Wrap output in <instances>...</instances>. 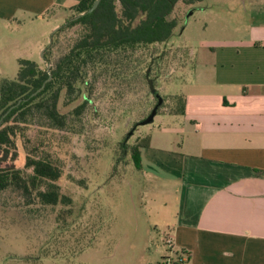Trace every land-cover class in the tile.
<instances>
[{
  "label": "rangeland",
  "instance_id": "rangeland-1",
  "mask_svg": "<svg viewBox=\"0 0 264 264\" xmlns=\"http://www.w3.org/2000/svg\"><path fill=\"white\" fill-rule=\"evenodd\" d=\"M60 1L66 10L80 0ZM172 16L180 21L173 38L142 50L145 62L135 79L121 82L98 76L94 84L83 86V95L69 105L63 92L59 102L63 114H69L84 97L90 101L74 126L41 130L33 125L26 130L32 142L42 143L43 150L60 165L62 176L57 183L71 203L42 206L34 200L27 205L18 192L0 193V264L177 263L179 254L167 243L170 231L165 223L167 214L158 206L159 191L135 167L130 149L124 153L121 143L125 138L130 146L144 142L157 125L158 119L155 124L139 125L158 101L144 74L163 100L158 115L177 107L175 93H184L192 80L195 58L191 52L234 42L249 33L251 26L264 24V0L179 2ZM74 17L71 9L61 11L49 23L36 21L31 29L19 33L23 39L44 30V46L32 55L25 48L17 53L7 49L2 54V77L16 78V54L43 69L48 64L50 69L54 67L78 37L79 27L67 28L54 37L57 27L53 25L58 22L61 27ZM173 67L177 70L170 74ZM7 161L12 162L10 158ZM25 161L19 137L13 163L24 170Z\"/></svg>",
  "mask_w": 264,
  "mask_h": 264
},
{
  "label": "crops",
  "instance_id": "crops-1",
  "mask_svg": "<svg viewBox=\"0 0 264 264\" xmlns=\"http://www.w3.org/2000/svg\"><path fill=\"white\" fill-rule=\"evenodd\" d=\"M63 5L0 0V80L3 52L42 49L44 30L23 44L19 33L73 7ZM191 55L185 113L155 116L139 171L159 191L172 250L186 264H264V24Z\"/></svg>",
  "mask_w": 264,
  "mask_h": 264
},
{
  "label": "trees",
  "instance_id": "trees-1",
  "mask_svg": "<svg viewBox=\"0 0 264 264\" xmlns=\"http://www.w3.org/2000/svg\"><path fill=\"white\" fill-rule=\"evenodd\" d=\"M95 1L80 0L71 7L78 18L74 17L54 34L56 37L67 28L79 27L78 37L51 68V80L47 81L48 70L30 59L18 60L16 78L0 80V193L18 192L27 205L34 200L42 206L70 204L71 199L61 194L57 183L62 176L60 165L43 150L42 143L32 142L26 130L33 125L41 130L72 128L90 101L84 97L69 114H63L59 110L63 92L65 104L69 105L83 95L82 87L94 84L98 76L121 82L128 77L135 79L145 62L142 50L173 38L180 23L172 16L177 4L195 5L203 0H100L97 8L89 12ZM144 76L147 79L148 75ZM155 95L159 101L161 97ZM177 96L178 106L168 112L184 114L185 99ZM161 104L156 115L164 107ZM19 137L26 151L24 170L13 163ZM147 145L148 137L132 146L126 138L121 143L124 153L130 149L139 170L141 148ZM183 256L179 254L176 264H186L182 263Z\"/></svg>",
  "mask_w": 264,
  "mask_h": 264
},
{
  "label": "water",
  "instance_id": "water-1",
  "mask_svg": "<svg viewBox=\"0 0 264 264\" xmlns=\"http://www.w3.org/2000/svg\"><path fill=\"white\" fill-rule=\"evenodd\" d=\"M99 3H100V0H96L95 2H94V4H93V6L91 7V9L89 10V12H92L93 10H95L96 8H97V6L99 5ZM76 18H78V17H75L74 19H76ZM60 27H57L56 29H55V31L53 32V34L52 35H54V33L59 29ZM51 42H52V39H51V41H50V44H51ZM43 55V54H42ZM47 70H48V73H49V78H48V80L47 81H49V80H51V78H52V74H51V69H50V65L48 64L47 65ZM147 81H148V85H149V88H150V90H151V93L152 94H156V89L154 88V85H153V81L148 77L147 78ZM45 86V84L42 86V88ZM162 98H159V101H158V104L154 107V109L151 111V113L148 115V117L147 118H145L143 121H141L140 123H139V125H146V124H150V123H153V121H154V118H155V116H156V111H157V108H158V106L162 103ZM21 101H19V103H20ZM18 103V104H19ZM16 106V105H15ZM15 106H13V107H15ZM13 107H11V109L13 108Z\"/></svg>",
  "mask_w": 264,
  "mask_h": 264
},
{
  "label": "built area",
  "instance_id": "built-area-1",
  "mask_svg": "<svg viewBox=\"0 0 264 264\" xmlns=\"http://www.w3.org/2000/svg\"><path fill=\"white\" fill-rule=\"evenodd\" d=\"M167 243H168V245H169V246L171 247V249H172V240H171V238H168V239H167ZM182 261L186 262L187 259H186V258H182Z\"/></svg>",
  "mask_w": 264,
  "mask_h": 264
}]
</instances>
